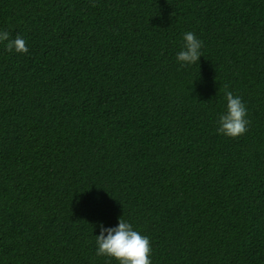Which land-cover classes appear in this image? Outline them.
Listing matches in <instances>:
<instances>
[{
    "label": "trees",
    "instance_id": "16d2710c",
    "mask_svg": "<svg viewBox=\"0 0 264 264\" xmlns=\"http://www.w3.org/2000/svg\"><path fill=\"white\" fill-rule=\"evenodd\" d=\"M92 2L0 0V264H119V218L151 264H264V0Z\"/></svg>",
    "mask_w": 264,
    "mask_h": 264
},
{
    "label": "clouds",
    "instance_id": "9594fccd",
    "mask_svg": "<svg viewBox=\"0 0 264 264\" xmlns=\"http://www.w3.org/2000/svg\"><path fill=\"white\" fill-rule=\"evenodd\" d=\"M92 7L96 3L92 2ZM184 47L177 54V61L181 66L195 64L202 57V41L196 38L193 32H187L183 36ZM0 42H7L8 52L27 53L26 41L23 37L17 36L10 39L7 31L0 32ZM224 95L227 101V109L219 117L218 133L227 137L238 138L248 129L250 123L246 119L247 109L239 96H234L224 86ZM100 234L96 236L97 256H108L114 258L119 264H151L149 255L151 253L149 238L142 236L138 231L133 230L132 225L123 218H119L118 226L105 228L99 225Z\"/></svg>",
    "mask_w": 264,
    "mask_h": 264
}]
</instances>
